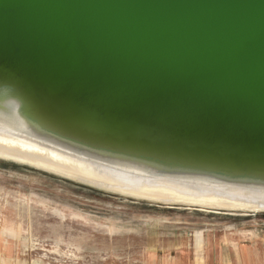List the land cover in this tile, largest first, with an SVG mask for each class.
I'll use <instances>...</instances> for the list:
<instances>
[{
	"label": "water",
	"instance_id": "95a60500",
	"mask_svg": "<svg viewBox=\"0 0 264 264\" xmlns=\"http://www.w3.org/2000/svg\"><path fill=\"white\" fill-rule=\"evenodd\" d=\"M1 236L264 242V0H0Z\"/></svg>",
	"mask_w": 264,
	"mask_h": 264
},
{
	"label": "rangeland",
	"instance_id": "374dc122",
	"mask_svg": "<svg viewBox=\"0 0 264 264\" xmlns=\"http://www.w3.org/2000/svg\"><path fill=\"white\" fill-rule=\"evenodd\" d=\"M242 246H259L264 252L263 241L230 240L156 254L73 258L1 236L0 264H219L225 253L235 258Z\"/></svg>",
	"mask_w": 264,
	"mask_h": 264
},
{
	"label": "crops",
	"instance_id": "0c3cea01",
	"mask_svg": "<svg viewBox=\"0 0 264 264\" xmlns=\"http://www.w3.org/2000/svg\"><path fill=\"white\" fill-rule=\"evenodd\" d=\"M253 248V249H252ZM258 248L257 253L250 252ZM236 257H227L225 253L224 257L220 259L219 264H264V252L260 247H247L242 246L241 252H237Z\"/></svg>",
	"mask_w": 264,
	"mask_h": 264
},
{
	"label": "trees",
	"instance_id": "16d2710c",
	"mask_svg": "<svg viewBox=\"0 0 264 264\" xmlns=\"http://www.w3.org/2000/svg\"><path fill=\"white\" fill-rule=\"evenodd\" d=\"M94 191V190H93ZM94 192H96V191H94Z\"/></svg>",
	"mask_w": 264,
	"mask_h": 264
}]
</instances>
